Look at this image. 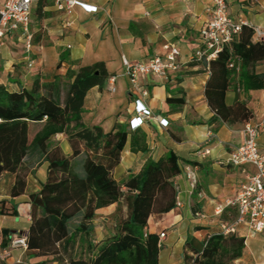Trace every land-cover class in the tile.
I'll return each instance as SVG.
<instances>
[{"label":"crops","instance_id":"crops-1","mask_svg":"<svg viewBox=\"0 0 264 264\" xmlns=\"http://www.w3.org/2000/svg\"><path fill=\"white\" fill-rule=\"evenodd\" d=\"M80 1L96 6L97 10L86 12L80 6H74L67 14L56 8L54 0L32 1V18L36 20L34 24L30 23L31 51L26 52L15 35L2 38L0 84L9 90H18L29 88L35 78L43 83L60 76L64 81L68 68L101 61L109 76L102 88L93 86L87 91L82 121L86 125L100 126L104 132L115 122L129 128L136 95L130 91L123 58L130 62L148 60L154 55H163L166 52L164 44H176L179 54L174 71L165 78L147 74L138 80L139 86L147 89L142 102L167 124L163 126L158 119L151 118L138 128L145 135V152H132L128 136L112 176L116 181H122L136 174L147 159L157 160L168 150L177 156L180 172L174 179L175 205L167 212L151 214L145 228L149 233H164L158 239L157 264H190L192 250L186 242L205 240L217 232L219 219L234 217L232 207L225 208L220 215H215L214 209L217 204L233 198L246 176L255 171L251 164L222 163L227 153L241 144L244 122H208L213 115L204 95L209 70L204 61L190 60L200 46L199 29L208 17L205 12L207 0ZM226 2L231 16L264 32V0ZM38 3L41 5L40 17L39 12L33 13ZM253 39L257 40L254 35ZM29 60H33L30 66ZM254 71L264 73V60L254 65ZM236 91L240 93L236 94L232 88L227 90L226 103L230 104L238 97L252 112L250 121L258 122L264 115L260 90L244 91L240 87ZM181 96L183 103L166 100ZM51 139L65 155L72 153L62 134ZM257 142L264 154V128H259ZM203 150L208 152L201 154ZM46 167L47 162L42 160L32 164L26 175L25 192L16 197L9 195L14 174L4 173L0 179V208L3 205L7 210L0 214V231L3 228L11 230L7 247L0 249L2 264H38L44 259L12 241L23 237L27 231L30 222L28 192L40 189L41 182L46 179ZM187 167L193 172L194 187L186 174ZM12 206L16 208V215L8 213ZM116 206L113 203L95 211L92 219L95 241L112 231ZM232 236L242 238L243 246L241 255L228 264H264V231L249 234L246 226L240 225Z\"/></svg>","mask_w":264,"mask_h":264},{"label":"trees","instance_id":"trees-1","mask_svg":"<svg viewBox=\"0 0 264 264\" xmlns=\"http://www.w3.org/2000/svg\"><path fill=\"white\" fill-rule=\"evenodd\" d=\"M38 3L33 13L39 12ZM264 60V40H254L253 30L243 25L240 33L208 62L204 95L213 115L209 123L245 122L252 116L243 100L230 104V88L244 91L264 88V73L254 65ZM109 74L103 62L68 68L62 77L29 88L9 90L0 84V179L14 174L9 195L25 192L29 167L47 162L40 189L28 192L30 222L26 247L44 259L38 264H157L158 235H143L148 217L172 209L176 201L175 177L180 172L177 156L168 150L157 160L147 159L142 168L122 181L112 176L129 136L132 152H145V135L115 122L109 131L82 121L87 91L102 88ZM175 99L179 103L184 98ZM62 134L72 153L65 155L52 136ZM27 161V162H26ZM124 203L125 213L115 209L112 231L93 237L92 219L98 208ZM7 213L4 206L0 214ZM16 215L15 206L8 212ZM0 249L7 247L11 230L0 231ZM190 264H228L241 255L242 238L215 232L201 242L188 240Z\"/></svg>","mask_w":264,"mask_h":264},{"label":"built area","instance_id":"built-area-1","mask_svg":"<svg viewBox=\"0 0 264 264\" xmlns=\"http://www.w3.org/2000/svg\"><path fill=\"white\" fill-rule=\"evenodd\" d=\"M33 0H3L0 4V43L5 35H15L23 43L24 50L30 52L32 48L31 5ZM57 9L70 14L74 6H80L86 12H95L97 7L80 0H54ZM207 20L199 29L200 46L190 57L191 61H204L208 68V62L217 56V53L229 45L240 33L243 25L253 30L257 40L264 38V32L259 27L249 24L245 20L235 19L227 9L226 0H207L205 6ZM166 52L163 55H154L148 60L130 62L123 58L124 72L128 75L131 86L130 91L136 95L134 99V112L129 120V129L139 128L146 120L156 118L163 126L167 124L165 119H159L153 115L142 99L147 95V89L139 86L138 80L147 74H153L162 78L177 68V56L179 50L176 44H164ZM33 60H29L30 66ZM113 90V87H110ZM261 100L264 102V88L260 89ZM264 128V115L258 122L247 120L244 122L241 133L242 142L232 148L223 164L239 166L251 164L255 171L246 176L239 185L236 195L216 205L215 215H220L227 207L235 209V215L229 220L219 219L217 232L223 236L237 232L240 225H245L249 234H257L264 231V154L259 150L257 142L258 130ZM203 150L201 154L207 153ZM186 174L190 179L191 187H194L195 178L189 167ZM199 215L198 213H196ZM147 229L144 228L145 236ZM164 233L158 234V239ZM12 244L26 248L24 237H16ZM191 264H195L194 261Z\"/></svg>","mask_w":264,"mask_h":264},{"label":"rangeland","instance_id":"rangeland-1","mask_svg":"<svg viewBox=\"0 0 264 264\" xmlns=\"http://www.w3.org/2000/svg\"><path fill=\"white\" fill-rule=\"evenodd\" d=\"M35 20H36V18L33 19V18H32V13H31V24H34ZM32 22H33V23H32ZM235 92H236V94H239V93H240L239 91H236V90H235ZM26 162H27V161H26ZM120 207H121V209H120V211L118 212V213H119V216H120V215H123V214L125 213V205H124L123 202L117 204V206H116V208H120ZM0 264H2V263H1V259H0Z\"/></svg>","mask_w":264,"mask_h":264}]
</instances>
